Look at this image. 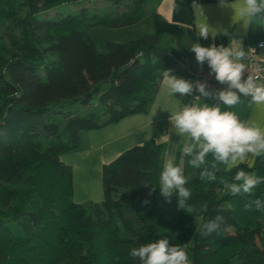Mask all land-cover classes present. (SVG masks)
<instances>
[{"label":"trees","instance_id":"obj_1","mask_svg":"<svg viewBox=\"0 0 264 264\" xmlns=\"http://www.w3.org/2000/svg\"><path fill=\"white\" fill-rule=\"evenodd\" d=\"M82 1L0 0L7 22L0 36V264H139L131 248L160 239L187 244L191 264H264V211L245 210L248 201L264 199V184L233 196L224 183L234 182L236 169L218 172L216 182L189 181L196 211L179 209L174 195L169 220L159 188L149 195L165 150L155 140L102 165V201L74 202L72 168L60 156L80 150V132L146 114L162 70L177 68L188 79L174 60L187 53L177 25L168 46L158 27L96 51L86 29L134 25L147 0H106L109 14L83 6L79 14L49 17ZM240 167L264 177L260 157ZM217 214L224 230L204 238L202 225Z\"/></svg>","mask_w":264,"mask_h":264},{"label":"clouds","instance_id":"obj_2","mask_svg":"<svg viewBox=\"0 0 264 264\" xmlns=\"http://www.w3.org/2000/svg\"><path fill=\"white\" fill-rule=\"evenodd\" d=\"M221 7H231L245 29L256 23L264 27V0H235L229 5L227 0H220ZM193 7L203 14L202 6L195 2ZM197 36L207 41L215 38L216 32H210L207 23H197ZM227 35V33H225ZM252 49H249L251 51ZM191 52L195 53L197 63L201 68L205 64L214 75L216 81L227 87L215 92L209 90L207 83L185 80L173 74L171 69L162 70L160 86L166 89L168 95L178 102L181 107L170 113L171 128L162 137L170 140L172 135L181 138L183 144L179 164L174 154H169L164 161L162 171L158 177V185L151 184V196L159 188V193L166 202L171 203L174 195L178 196V208L187 214L196 211L188 201L192 196L191 190L186 187L189 177L185 174V157L189 158L187 164L198 171L202 181H217V173L223 165L226 170L236 169L232 183H224V187L233 195L251 194L254 189L264 184V177L254 172L245 171L240 165L264 157V128L252 121H243L233 111H222L224 108H234L242 102V96L248 100L249 105L264 107V82L260 80V73L264 67L257 65L253 72L244 62L247 59L242 42L232 40L228 47L223 45L210 47L202 46L199 42L193 43ZM245 73H248L245 78ZM199 95L191 104H184L174 96L180 94L184 97ZM215 99V106L200 101ZM251 167V164H249ZM147 186V185H146ZM150 201H145L148 204ZM255 209L264 211V199H253L245 204V210ZM201 212L208 211V205L200 208ZM222 209H217L221 212ZM225 228L223 215L217 214L214 219L202 225L201 236L207 238L213 234L219 235ZM130 257L137 259L139 264H191L187 244L173 245L168 239L158 242L141 244L132 247Z\"/></svg>","mask_w":264,"mask_h":264},{"label":"crops","instance_id":"obj_3","mask_svg":"<svg viewBox=\"0 0 264 264\" xmlns=\"http://www.w3.org/2000/svg\"><path fill=\"white\" fill-rule=\"evenodd\" d=\"M195 2L202 6L203 16L193 7L194 0H147L137 16L136 24L141 18L149 21L153 29L159 27L164 31V29L169 30L171 25L181 27L184 31L182 43L189 55L192 68L200 67L196 61L195 53L190 51L193 43L199 42L205 47H210L212 44L228 47L234 39L242 42L246 51L248 45L259 41L264 42V27L253 23L245 29L243 21L235 16L234 9L221 7L220 0H195ZM234 2L235 0H227L229 5ZM197 23H207L210 32L213 30L216 32V37L214 39L210 37L207 41L198 38ZM203 67L208 66L205 64ZM171 70L177 76V68ZM158 77L155 98L146 114L125 117L119 122L99 130L82 131L79 134L80 150L60 156L61 161L72 168L74 202L85 204L89 201H102V165L112 161L121 152L148 140L165 144L162 168L165 158L169 154H174L176 163L179 164L183 147L181 138L172 135L168 140L162 136L168 133L172 127L169 122L170 113L167 111L174 112L181 105L168 95L166 89L161 88L162 73ZM241 98L242 102L234 108H224L221 105L222 111L236 112L241 120L255 122L264 128V107L250 106L247 99L243 96ZM174 99L184 104H191L195 100L192 96L184 97L180 94H176ZM200 103L216 105L213 99H204ZM188 159L185 157V174L192 177L189 181L199 179L198 171L187 164ZM260 159L264 160V157H260ZM253 162L249 161L247 164L252 165ZM220 169V171H227L223 165L220 166Z\"/></svg>","mask_w":264,"mask_h":264},{"label":"rangeland","instance_id":"obj_4","mask_svg":"<svg viewBox=\"0 0 264 264\" xmlns=\"http://www.w3.org/2000/svg\"><path fill=\"white\" fill-rule=\"evenodd\" d=\"M106 0H90V1H82L76 3H68L63 4L55 9H53L49 17L52 19H57L67 14H79L82 7H87V13L92 14L93 12L98 13L99 15L109 14L111 12L110 4L106 3ZM137 21V19H136ZM7 28V22L0 18V36ZM164 29V28H163ZM156 29L151 27L149 21H145L144 19L139 20L138 24H134L124 28H106V27H92L87 28L86 31L91 36L94 41L95 49L98 53L103 54L106 52L105 42H114V43H126L131 40H136L145 34H151ZM164 36L161 42L162 46L169 45V30L164 29ZM96 108H91V110ZM85 112H83L84 114ZM160 206H162L166 210V216L169 220L174 219V196L172 197L171 203L166 202L165 198L162 197L159 202ZM197 223V222H196ZM264 238V234H263ZM233 264H238L234 262Z\"/></svg>","mask_w":264,"mask_h":264},{"label":"built area","instance_id":"obj_5","mask_svg":"<svg viewBox=\"0 0 264 264\" xmlns=\"http://www.w3.org/2000/svg\"><path fill=\"white\" fill-rule=\"evenodd\" d=\"M249 49H252V50L249 51ZM246 53H248V56L244 62L249 66L250 72H253L255 70V66L257 65L264 67V42L263 41H259L257 43L248 45ZM174 60H175V63L178 69L182 71L189 80L193 82L199 81L201 83H207L209 90L213 92L217 90H223L227 87L226 85H221L218 81H216L214 75H210L209 67L192 68L189 55L186 52H180L179 56H177ZM247 75L248 73H245V78H247ZM260 80L264 81V72L260 73ZM198 95H199V92L196 91L194 92L192 97L195 98ZM213 100L215 101V99Z\"/></svg>","mask_w":264,"mask_h":264}]
</instances>
